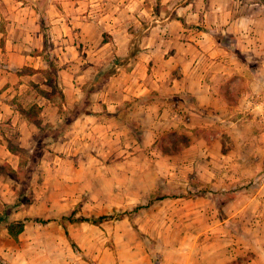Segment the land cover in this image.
I'll return each mask as SVG.
<instances>
[{"label":"rangeland","instance_id":"1","mask_svg":"<svg viewBox=\"0 0 264 264\" xmlns=\"http://www.w3.org/2000/svg\"><path fill=\"white\" fill-rule=\"evenodd\" d=\"M76 1L59 11L65 14L59 37L51 31L50 18L42 22L35 14L34 0H23L26 8L12 20L24 57L19 55L8 69L14 74L9 84L18 89L0 95V166L8 163L17 170L20 157L9 145L29 149L34 143L37 127L18 106L38 104L42 120L56 124L60 91L73 106L97 72L124 59L136 44L141 52L119 66L93 112L140 111L145 103L159 104L164 115L143 117L146 125H160L159 146H59L74 135V124L45 153L31 186L33 202L9 216L48 221H28L18 239L0 226V264H264L263 98L252 102L259 104L254 126L227 124L232 134L223 135V146H185L189 136H196L185 131L186 123L200 118L188 107L191 94L157 87L127 94L124 86L108 94L121 98L114 111L101 105L117 80L168 85L182 79V67L198 63L213 43L243 64L264 63V0ZM13 6L22 5L17 0L0 3L3 12ZM6 22L2 19L3 28ZM249 41L257 47L251 61L244 50ZM26 53L41 55L50 70L33 76L37 71L22 65ZM228 92L230 103H242L232 89ZM218 122L197 135L212 141L224 129ZM19 187L0 169V216L6 204L14 203ZM102 215L112 217L100 224L70 221Z\"/></svg>","mask_w":264,"mask_h":264},{"label":"crops","instance_id":"2","mask_svg":"<svg viewBox=\"0 0 264 264\" xmlns=\"http://www.w3.org/2000/svg\"><path fill=\"white\" fill-rule=\"evenodd\" d=\"M2 0H0L1 3ZM8 1V0H4ZM15 1V0H12ZM22 6L17 8H9V12H3L0 7V95H6L10 93L12 88L18 89L16 86L9 84L13 77L11 66L16 65L19 55L24 57V54L18 50V46L15 40L13 18H18L21 10L26 8L23 6V1H18ZM76 0H49V6L47 8V17L51 21V31L54 32L55 37L64 34V27L62 25L63 16L65 14L59 13L63 5L74 3ZM78 8V5H77ZM13 9V10H12ZM35 14H38L34 8ZM11 12V13H10ZM36 20L37 17L33 15ZM2 19L7 20L5 28L2 27ZM19 27V25L17 26ZM59 31V32H58ZM251 38L256 39L257 34L249 32ZM264 35V31L263 34ZM253 41V40H252ZM249 41L244 47V50L248 56V61H251L252 53H256L257 47L255 42ZM27 48H24L26 51ZM26 58L23 59L22 65L32 67L35 70L48 71L47 65H44L41 60V55H32L26 53ZM30 57V59H29ZM202 64H199L201 63ZM48 69V70H47ZM172 72V71H171ZM183 73L182 79H175L173 83L166 85L164 82L150 83L146 80L134 78V82H125V84L115 81L111 83L109 91L102 97V106L109 111H114L120 104V99L114 96V93L108 96L111 91L119 90L120 87L125 86V91L129 94L132 90L151 91L157 87L159 89H165L164 91L188 93L193 96V103L202 110V112L195 111L200 118H190V122H187L185 131L189 134L196 135L195 137L189 136L191 141L185 146H223L225 133L232 134L231 128L227 124L239 128L242 125H248L249 128L253 127V121L257 120L258 112L256 107L259 104L253 103V100L260 98L264 99V63L251 66L243 64L235 55L229 52L227 49L210 44L203 52V58L194 64L191 61L186 63L182 67ZM41 71H37L33 74H39ZM19 78H24L26 75H17ZM23 85V84H22ZM21 87V85H19ZM228 89H232L231 93L233 97L238 98V104L234 105L230 103V93ZM120 92V90H119ZM128 97V95H124ZM2 98V97H0ZM259 100V99H258ZM148 105L143 104L140 111H130L121 109L118 112H101V108L96 110L95 113L87 115L78 119L75 122L73 131L74 135L70 140H64L59 146H159L157 143L158 127L159 124L153 123L146 125L143 121L145 114L156 118L163 111V115L167 112L166 109L161 108L159 104ZM257 105V106H256ZM95 106L96 103H95ZM145 107V108H144ZM2 107L0 109V116H2ZM193 111V110H192ZM248 114L251 115V119H248ZM61 118V117H60ZM233 118V120H230ZM216 120L218 126L224 127L221 129V133L213 134L211 136L212 141H205L201 135L197 133L204 131L203 129L210 128ZM156 122V121H155ZM248 122V123H247ZM250 124V125H249ZM190 127V129H188ZM217 127V126H216ZM158 130V131H157ZM256 138V134L254 139ZM252 139V138H251ZM264 146H261V150Z\"/></svg>","mask_w":264,"mask_h":264},{"label":"trees","instance_id":"3","mask_svg":"<svg viewBox=\"0 0 264 264\" xmlns=\"http://www.w3.org/2000/svg\"><path fill=\"white\" fill-rule=\"evenodd\" d=\"M23 1V0H18ZM35 9L41 17V21L44 22L47 17V8L49 6V0H34ZM157 13L159 9L157 7ZM141 52L139 45H131L128 50V55L124 58H117L113 61L110 68L97 72L94 77L88 81L83 88V95L73 106H70L65 98L63 91H60L61 102L58 104L61 118L56 124L45 123L39 115L40 106L38 104L31 105L26 109L22 106H18V110L21 114L37 127V132L34 135L33 146L29 149L18 145L15 147L13 144L9 145V149L14 154L20 157L19 168L16 170L10 164L3 163L0 166L2 172L8 176L15 178L20 182V187L17 189V194L14 203L6 204L3 208L2 215L0 216V226L7 229L8 233L15 239L19 238V235L24 231L28 221H40L47 222L48 220H42L39 218L25 217L22 219L9 220V216L16 210V208L23 205H28L33 202V194L31 192V186L36 173L39 170L41 161L45 153L49 150L50 145L53 142L61 139L66 133L71 130L75 122L82 116L93 114V104L95 103L97 96L106 89L119 71V66L126 65L130 61L137 58ZM32 71H37L32 69ZM58 88V86H54ZM194 103H189V109L200 112L199 108ZM142 206L135 208V211H139ZM110 215H102L96 218H70L71 222L77 221H91L94 224H100L108 220ZM66 228V227H65ZM67 234L68 230L66 228ZM76 247V244H74Z\"/></svg>","mask_w":264,"mask_h":264}]
</instances>
